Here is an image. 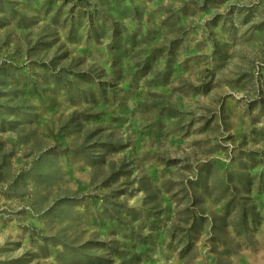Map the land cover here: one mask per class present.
Masks as SVG:
<instances>
[{
    "label": "rangeland",
    "instance_id": "374dc122",
    "mask_svg": "<svg viewBox=\"0 0 264 264\" xmlns=\"http://www.w3.org/2000/svg\"><path fill=\"white\" fill-rule=\"evenodd\" d=\"M0 264H264V0H0Z\"/></svg>",
    "mask_w": 264,
    "mask_h": 264
},
{
    "label": "trees",
    "instance_id": "16d2710c",
    "mask_svg": "<svg viewBox=\"0 0 264 264\" xmlns=\"http://www.w3.org/2000/svg\"><path fill=\"white\" fill-rule=\"evenodd\" d=\"M46 154H44L43 156L41 157H44ZM226 208V207H225ZM245 209H247V212H245ZM239 224L234 226V230L237 232V233H240L241 230L240 228H244V227H247V224H248V221H249V218H250V215L249 214H252L253 216L255 215L254 211L251 210V212L249 211V209L242 205L239 210ZM200 219H203V217H201ZM196 221V220H195Z\"/></svg>",
    "mask_w": 264,
    "mask_h": 264
}]
</instances>
